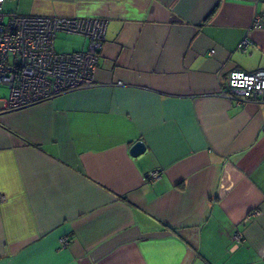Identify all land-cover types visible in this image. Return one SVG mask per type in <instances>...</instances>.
Wrapping results in <instances>:
<instances>
[{
  "label": "crops",
  "instance_id": "1",
  "mask_svg": "<svg viewBox=\"0 0 264 264\" xmlns=\"http://www.w3.org/2000/svg\"><path fill=\"white\" fill-rule=\"evenodd\" d=\"M2 8L106 29L94 87L14 110L0 99V264H264V104L221 94L229 71L264 69L251 28L264 0ZM72 36L67 52L87 48Z\"/></svg>",
  "mask_w": 264,
  "mask_h": 264
},
{
  "label": "built area",
  "instance_id": "2",
  "mask_svg": "<svg viewBox=\"0 0 264 264\" xmlns=\"http://www.w3.org/2000/svg\"><path fill=\"white\" fill-rule=\"evenodd\" d=\"M3 1L0 0V85L8 88L7 109L31 106L97 84L95 72L105 41L104 18L5 13ZM251 28H264V18L255 15ZM58 32L85 36L87 48L57 51L55 37ZM247 42L243 39L238 48H244ZM116 83L121 84L120 81ZM221 94L229 100L264 104V69L229 71L226 88ZM160 177V170L149 174L151 182ZM258 213L251 212L253 215ZM242 237L240 231L232 235L235 243L241 242ZM68 240V237L61 238V247L66 246Z\"/></svg>",
  "mask_w": 264,
  "mask_h": 264
},
{
  "label": "rangeland",
  "instance_id": "3",
  "mask_svg": "<svg viewBox=\"0 0 264 264\" xmlns=\"http://www.w3.org/2000/svg\"><path fill=\"white\" fill-rule=\"evenodd\" d=\"M7 13L5 10H3ZM72 34V33H69ZM73 35V34H72ZM72 35H65L62 32H58L55 37V49L59 52H67L66 48H68L71 44L78 40L75 36ZM8 96V88L5 85H0V99L5 98Z\"/></svg>",
  "mask_w": 264,
  "mask_h": 264
},
{
  "label": "water",
  "instance_id": "4",
  "mask_svg": "<svg viewBox=\"0 0 264 264\" xmlns=\"http://www.w3.org/2000/svg\"><path fill=\"white\" fill-rule=\"evenodd\" d=\"M145 149V146L142 141H136L131 147H130V153L133 156H137L138 154L142 153Z\"/></svg>",
  "mask_w": 264,
  "mask_h": 264
}]
</instances>
